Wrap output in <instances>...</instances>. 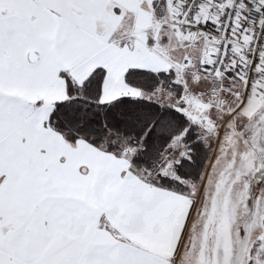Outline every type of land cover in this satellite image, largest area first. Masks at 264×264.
I'll return each mask as SVG.
<instances>
[{"label":"snow or ice","instance_id":"6c2138e0","mask_svg":"<svg viewBox=\"0 0 264 264\" xmlns=\"http://www.w3.org/2000/svg\"><path fill=\"white\" fill-rule=\"evenodd\" d=\"M0 264H264V0H0Z\"/></svg>","mask_w":264,"mask_h":264}]
</instances>
